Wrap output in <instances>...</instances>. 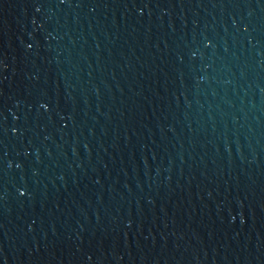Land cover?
<instances>
[{"label": "water", "instance_id": "95a60500", "mask_svg": "<svg viewBox=\"0 0 264 264\" xmlns=\"http://www.w3.org/2000/svg\"><path fill=\"white\" fill-rule=\"evenodd\" d=\"M0 264H264V0H0Z\"/></svg>", "mask_w": 264, "mask_h": 264}]
</instances>
